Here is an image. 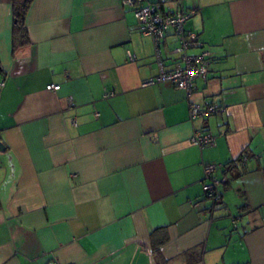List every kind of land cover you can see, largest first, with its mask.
<instances>
[{
  "label": "crops",
  "instance_id": "obj_1",
  "mask_svg": "<svg viewBox=\"0 0 264 264\" xmlns=\"http://www.w3.org/2000/svg\"><path fill=\"white\" fill-rule=\"evenodd\" d=\"M12 1L0 0V264H264V0H143L192 12L184 26L209 63L189 96L142 85L155 47L122 0H31L22 44ZM176 44L169 29L165 70L183 65ZM190 103L216 111L190 120ZM194 130L214 143H192ZM203 164L219 165L214 209Z\"/></svg>",
  "mask_w": 264,
  "mask_h": 264
},
{
  "label": "built area",
  "instance_id": "obj_2",
  "mask_svg": "<svg viewBox=\"0 0 264 264\" xmlns=\"http://www.w3.org/2000/svg\"><path fill=\"white\" fill-rule=\"evenodd\" d=\"M122 3L132 9L137 21L138 30L142 35L150 37L155 47L158 72L155 76L145 80L142 85L149 86L156 83L169 82L175 87L185 90L189 96L193 81L196 79H206L209 63V52L203 49V43L198 39L197 33L186 29L184 26L192 12L164 11L159 3L144 2L143 0H122ZM169 29H171L177 39L174 50L178 53L183 65L175 66L171 70H165L160 57L159 44ZM193 47L199 48V52L188 54L187 50ZM128 58L129 60H134V56L131 53H128ZM58 87V84H49L46 86V89L55 90ZM215 111L216 107L209 103H205L203 106L190 103L188 115L190 120H192L197 116H208ZM214 139V136L211 134L201 130H194L191 142L199 146L205 144L212 145ZM239 160L245 163L246 156H240ZM218 166L215 164H203L201 189L205 197L210 200L211 209H214L221 200V194L217 188L220 181L213 174ZM46 264H58V262L55 258L51 257Z\"/></svg>",
  "mask_w": 264,
  "mask_h": 264
},
{
  "label": "trees",
  "instance_id": "obj_3",
  "mask_svg": "<svg viewBox=\"0 0 264 264\" xmlns=\"http://www.w3.org/2000/svg\"><path fill=\"white\" fill-rule=\"evenodd\" d=\"M31 0H13L14 28L16 37L19 39L18 44L26 42L27 32L24 26V16ZM225 166V165H224Z\"/></svg>",
  "mask_w": 264,
  "mask_h": 264
},
{
  "label": "water",
  "instance_id": "obj_4",
  "mask_svg": "<svg viewBox=\"0 0 264 264\" xmlns=\"http://www.w3.org/2000/svg\"><path fill=\"white\" fill-rule=\"evenodd\" d=\"M4 150V145L0 142V151Z\"/></svg>",
  "mask_w": 264,
  "mask_h": 264
}]
</instances>
